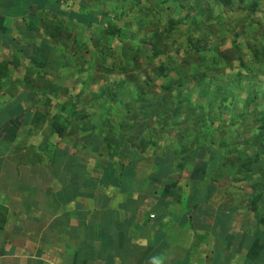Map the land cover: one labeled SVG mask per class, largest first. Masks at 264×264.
<instances>
[{"label":"crops","instance_id":"crops-1","mask_svg":"<svg viewBox=\"0 0 264 264\" xmlns=\"http://www.w3.org/2000/svg\"><path fill=\"white\" fill-rule=\"evenodd\" d=\"M50 1L0 0V264H264V167L253 205L234 165L252 137L232 134L227 116H187V104L162 111L155 96L170 100L177 86L152 85L149 103L137 102L133 76L111 57L68 53L72 41L103 39L88 18L104 12L117 25L127 15L124 38L140 26L153 33L135 21L144 3L66 0L86 24L68 19L54 44ZM158 7L159 25L170 22ZM120 40V65L139 67L143 53ZM78 61L120 78L90 94Z\"/></svg>","mask_w":264,"mask_h":264},{"label":"rangeland","instance_id":"rangeland-1","mask_svg":"<svg viewBox=\"0 0 264 264\" xmlns=\"http://www.w3.org/2000/svg\"><path fill=\"white\" fill-rule=\"evenodd\" d=\"M146 1L147 0H138L137 5H142ZM151 3L155 5L154 1L152 0ZM257 5L259 7V11L256 12L255 17L261 22V26L264 29V0H257ZM158 6L159 5H155V9L159 11ZM184 13H186L185 10L181 9L180 12H172V14L166 15V19L171 17V20L167 19V21L169 20L170 22H174L176 20L175 22L181 23L180 27L177 30H174L168 37L157 35V38L161 42L160 44H158V47L162 50V53L157 55L153 60H150L149 62H146L144 60L143 63H139V67L138 65H134L131 67L132 70L127 68L129 71L128 77L132 79V77L130 76H133L132 80L135 81L134 83L138 87H140L138 82H143L146 78L156 80L154 74L155 66L159 63H163L167 70V77L176 80L181 78L180 84L182 85L181 87L178 86L179 91H176V93H171L172 96H170V100H168V96L166 98L164 95L155 96V98L160 102L158 106L162 107V111L171 113V115H175V113L173 114L172 110L174 104L172 103V105L171 101L182 99L184 101V104H187L188 107L186 111L187 116L201 114L205 117L207 113L211 114V116L214 113L217 118H222V121L223 118H226L227 116L228 119L223 122L230 123L229 125L232 128V134H236L235 136L238 138L243 136H250L252 137V141L250 143H252L254 141V137L256 136L255 129L258 126V123L255 122L254 118L252 117L253 110L255 108H258L259 111L264 110V55L260 53L258 59L253 60V58L249 54V51L252 47H250L248 43L262 40V32L260 30H257V28L254 27L253 23L245 24V27L243 28H240L237 25L232 29L229 28L230 30H226V28L223 27L225 25V20L231 21L233 20V17L229 12L223 13L221 7L219 8L218 6H215L214 9L208 11V8L206 7V5H204L203 9L201 11H198L197 20H192V22L190 21V19H183ZM209 13L210 16H212V18H210L208 22L209 25H211L210 31L205 28L207 27L206 24H204V26L200 25L205 16ZM249 15L251 16V13ZM162 16H165V14L163 13ZM120 20L121 19H119V22H121ZM161 20L162 19H160L159 21ZM151 21H153V19H151ZM162 24L164 23H161L160 25L162 26ZM157 28H159V26H157L154 30V32L156 33ZM197 30L202 33L201 40L196 44L194 48L187 49V47L185 46L186 35L190 34L191 36H198L199 32ZM91 40L92 41L90 43L92 45H87V53L89 52L93 56L100 57L101 51L99 49L98 43H96L94 39ZM163 40L166 41L165 44L163 43ZM171 41H173L172 45L167 44V42ZM94 44H97L98 46ZM114 44H116V41H112L111 45L113 46ZM77 45L78 44L76 41H72L71 43H69L68 47L69 49H71L68 50V53L72 52V54H74V58L77 54ZM123 45L126 47L129 44L124 41ZM113 48L117 50V52L114 53L115 55H117L118 52L123 54L120 46L116 47L115 45ZM195 48H197L199 51L195 50ZM122 54L121 56L118 55L117 57L113 55L111 58V62L109 60L106 62L108 65L110 64L109 67L113 69L117 68V65L121 64L120 62H123L124 60V56ZM198 54H200V56ZM211 54L215 55V58H212V60H214L213 65L215 66V68H217V70L216 72H204L203 75H201L203 76V81L199 83V85L195 86L196 83L195 81H193V79L195 78L191 76L193 72H195V76L199 74L198 71L195 70V65L198 62L202 65H207L210 62L212 63V61H209V56H211ZM93 56L90 58L91 61L94 60ZM198 56L200 57V59H203L202 62L199 61ZM240 62H243L245 66H239ZM78 64H80L81 67H83V65L87 66L86 73L83 72L80 80H85L83 82L86 88L89 90L88 93L90 94L93 91L96 92L98 88H102L107 83L115 82L120 78V76H118L119 73L117 75L116 73L108 74V72L106 75H103L102 68L94 69L93 62H91L90 67H88L87 61H78ZM124 73L127 74L126 72ZM124 73L120 71L121 77ZM183 77H185V79H183ZM156 82H159L160 85L162 82L161 77H158ZM159 85L158 83H155L152 86L155 87L157 94L162 92L159 88ZM147 90H149L148 86ZM251 90L255 95L254 102L252 104H246L244 100L245 98H247V95ZM142 91H146L145 86L143 87ZM175 94H179L178 97ZM136 96H138L137 92ZM226 105L233 107V111L228 113L225 112L224 114L221 111V108ZM141 110L142 109H140V111ZM218 110H220L221 112L218 113ZM241 111L246 112V114L239 119L238 114ZM180 113L181 112L179 111L177 114L179 115ZM152 115L154 114H150V116ZM156 115L158 116V114ZM230 116L231 120H229ZM207 117H209V115ZM250 147L251 145H245L242 147V149L245 150ZM250 149L252 150V147ZM243 153L247 152L244 151Z\"/></svg>","mask_w":264,"mask_h":264},{"label":"trees","instance_id":"trees-1","mask_svg":"<svg viewBox=\"0 0 264 264\" xmlns=\"http://www.w3.org/2000/svg\"><path fill=\"white\" fill-rule=\"evenodd\" d=\"M66 0H51L47 6L48 10L51 11V14L53 15H58L60 17L56 18L54 22H51L52 24V28L49 30L50 32L48 33V30H46V33H48L49 38L51 39V42L55 44V41H57V39H59L60 37V32L62 31L65 22L68 19H72L74 21H76V23H80L82 25H85V21L83 19V15L80 14L78 15L77 12H73L71 13V11H69L67 8H62V3H64ZM154 1L155 5H159L162 6L164 9H166V15L176 13L177 11L180 12L181 9L185 10L186 13L183 14V19L187 20L190 19V21H196L197 20V16H198V11H201L204 7V5H206V7L208 8V11L212 10L215 8V6H218L219 8L221 7V10L223 13H231L233 20H225L224 22V28H226V30H228L229 28H233L234 26H239L240 28L245 27V24L248 23H253L254 27L257 28V30H260L262 32V40H257V41H253L248 43L250 45L251 50L249 51V54L251 55V57L253 58V60H257L260 53L264 55V29L261 26V22L255 17L256 12L259 11V7L257 5V0H172L171 4H167L168 0H152ZM112 6H116V1H112ZM145 7H141V9L139 10V16H136L135 21H138V25H142V23L144 21H148L149 23L153 22L155 24V26H159V28H157V33L156 32H147L145 30H142V26L137 28V32L135 34H131L129 37L124 38L123 37V24L125 23L124 19L127 16H121L122 13H120V18L123 20H120L122 23H119L118 25L115 23V21L117 20L116 18H114L113 15L110 14L109 12H104L100 14V17L97 18H88V20L92 21L95 20L97 21V27L101 30V33L103 35V39H98L97 43L99 45V49L101 51V54L107 56V57H111L113 55H115L114 53L117 52V50H115V48H113V46L111 45L113 39L119 38L123 41H126L130 46L133 45L134 46V50L135 52H142L144 55V59L149 62L150 60H153L157 55L162 53V50L158 47V44L160 43L157 35H161L163 37H168L169 35L172 34V32L174 30H177L181 23L180 22H168L161 25H159V20L163 19L162 18V13L157 12L154 9V5L151 3V1H146L144 3ZM120 6L124 7L123 2L120 1ZM113 8V7H112ZM199 9V10H198ZM150 13L155 15V18H153V21H151V19L149 20V16ZM251 13V16L249 15ZM125 14H128V11L125 12ZM68 15V16H67ZM127 18V17H126ZM210 18H212V16H210V13L207 14L204 18V20L201 22V26L204 24L207 25L208 31L211 30V25H209V20ZM130 20H132V18H130ZM89 23V22H88ZM91 24V23H90ZM87 24V25H90ZM184 24V23H183ZM199 30V28H198ZM197 30V31H198ZM230 30V29H229ZM199 32V35L197 36H191L190 34H187L185 37V46L187 47V49H192L196 46V44L201 40V32ZM186 33V32H185ZM77 42V48L76 50L78 52L83 51L84 53L87 52V46L85 44V42L82 41H76ZM166 43V42H165ZM167 44H173V41L171 42H167ZM132 46V47H133ZM121 50H125L124 48H122ZM195 50H198L197 48H195ZM199 51V50H198ZM200 56V54H198ZM198 56V59L200 62L203 61V59H200V57ZM212 58H215V55L209 56V61H212V63L210 64H205L202 65L201 63H197L195 65V70L198 71L199 74H197L195 76V72H193L191 74V76L195 79H193V81H195V86L199 85V83H201L203 81V73L206 71H214L216 72L217 68H215V66L213 65V61ZM264 58V57H263ZM213 65V66H212ZM239 66L244 67L245 64L243 62L239 63ZM119 70L124 73L128 71L127 68H125V66L120 65L118 66ZM132 70V69H131ZM154 74H155V78L157 80V78L161 77V84L159 85V82H156L155 79H151V78H146L143 82H138L139 86L138 90H137V97L135 98V100H137V102L140 103H145L148 102L150 97L152 96L150 92H148L147 90V86L151 87L153 84L158 83L159 88L161 90L164 91H169L170 89L173 88V86H179L181 87L182 84H180L181 82V78L180 79H172L170 77H167V70L166 67L164 66L163 63H159L155 66L154 69ZM125 75V73H124ZM126 78V75L125 77ZM183 79H185V77H183ZM191 79V77H190ZM128 80L130 81L131 78L128 77ZM30 82V81H29ZM145 86L146 91H142L143 87ZM254 98L255 95L254 93H252V90L248 93L247 98H245V103H253L254 102ZM149 103V102H148ZM171 103H175L173 105V114H177L179 111L181 112V110H183L184 107V101L182 99H177L176 101H171ZM246 114V112L241 111L238 114V118H242L244 115ZM209 114H206V117ZM39 115L37 118V121L35 122V124H39L40 120H39ZM252 117L254 118L255 122L258 123L257 128L255 129V139L254 141L251 143V147H252V153H241V151L239 152V150L236 151L235 155H234V165H236L237 170H238V174L243 177L246 178L247 180H249L250 182H252L251 185V203L254 205L255 204V200L260 196L259 194V185L256 186V182H258V179L260 178L258 176V173L260 172L261 168L264 167V110L259 111L258 108H255L253 110V114ZM233 120V119H232ZM142 128V127H141ZM213 139L210 138L209 139V143L212 142ZM222 143V142H221ZM225 143V142H224ZM223 143V144H224ZM227 144V143H226ZM232 151V148L230 149ZM215 155H220L218 152L217 154L214 153ZM221 159H223L222 161L224 163H226V161H224L226 158H224V155H220ZM228 159V157H227ZM258 176V178H257ZM264 178L262 177V180ZM256 181V182H254ZM264 193V191H263ZM260 218L257 220L259 222Z\"/></svg>","mask_w":264,"mask_h":264}]
</instances>
